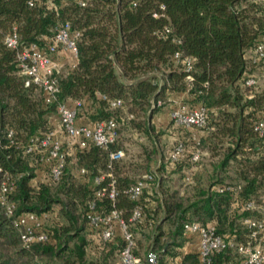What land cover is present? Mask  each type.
<instances>
[{"label":"trees","instance_id":"16d2710c","mask_svg":"<svg viewBox=\"0 0 264 264\" xmlns=\"http://www.w3.org/2000/svg\"><path fill=\"white\" fill-rule=\"evenodd\" d=\"M66 21L80 37L76 62L55 72L57 101L80 100L79 113H86L91 122L123 118L121 125L128 123L143 132L152 143L139 167L143 174L151 172V161L160 153L152 118L169 103L170 93L187 84V72L173 60V53L195 59L189 93L212 114L199 143L212 156H220L214 169L217 177L209 184H196L190 195L162 187V181L160 195L150 186L144 190V211L147 194L156 202L155 217H145L146 225H154L147 249H160L155 252L156 264H164L169 248L180 245L177 239L187 221L214 223L219 234L243 241L248 229L242 219L261 214L239 208L248 200L261 204L264 190V145L251 127L256 117L264 116V88L247 98L242 87L245 53L264 33V0H0V186L8 175L16 177L11 193L14 215L7 216L0 205V264H117V259L109 260L122 245L117 236L112 241L101 239L104 259L86 258L90 229L99 234L90 227L87 213L88 200L94 198L92 179L101 173L112 174L116 195L95 199L96 209H116L132 233V227H145L129 221L136 203L127 191L139 177L138 167L121 158L108 168L110 152L122 149L118 138L108 148H74L55 183L49 180L50 163L42 159V152H24L32 138L52 129L56 103H45L41 89L25 84L16 51L7 48L3 38L15 26L20 47L47 42ZM164 27L171 29L167 35L162 34ZM110 99H121L124 107L111 109ZM228 167L234 183H224L221 176ZM158 170H166L165 164ZM110 180L106 176L103 185ZM222 184H233L237 191H217ZM54 205L59 206L63 222L45 227L47 242L24 245L15 217L28 212L42 215ZM167 223L168 233L163 229ZM136 244L141 264H150L138 252L141 243ZM241 260L234 247L212 254L209 262H202L198 252L182 258L184 264H241Z\"/></svg>","mask_w":264,"mask_h":264},{"label":"built area","instance_id":"2783aa9c","mask_svg":"<svg viewBox=\"0 0 264 264\" xmlns=\"http://www.w3.org/2000/svg\"><path fill=\"white\" fill-rule=\"evenodd\" d=\"M32 4V1L29 2ZM155 15V14H154ZM169 27H164L162 34L170 33ZM80 32L73 30L71 24L66 21L60 24L53 37L47 42H32L23 47L19 46V35L16 27L13 26L4 38L3 42L9 49L16 51V61L18 71L25 78V84H33L41 89L45 103H56V117L58 121L59 134L53 128L42 136L31 139L29 145L25 147V153L33 154L42 152L41 156L45 162L50 163L48 177L52 182H57L64 170L66 156L72 155L74 148L85 149L90 145L108 148L119 136L121 120L115 117L98 119L93 122L78 123V113L82 107L80 100L57 101L58 79L55 72L59 69L56 56L61 50L71 51L76 57L77 40ZM176 63H181L187 72L186 90L192 87L191 72L194 70V57L183 56L180 51H175L172 56ZM247 61L246 71L242 77V87L245 89L247 98L253 97L258 91V79L253 69H257L264 76V33L256 40L254 45L245 53ZM111 109L123 108L124 102L121 99L108 100ZM156 105H160L157 102ZM132 117V115H128ZM171 121L174 125L183 128H204L209 119V110L202 104L179 105L170 112ZM251 127L256 136L260 139V145H264V116H258L251 122ZM11 132H9V135ZM192 142L188 146L186 141L178 139L172 146L165 158V168L168 170L175 165L186 161L190 164V171H195L197 163L201 159L199 149V138H190ZM111 168L113 161L123 158L124 151L118 149L109 154ZM194 165V166H193ZM80 174L85 173V169L80 168ZM191 174V173H190ZM106 176L111 177L107 185H103ZM154 179L151 173L139 176L128 189L130 198L136 205L132 211L129 221L133 224L145 226V215L142 204L144 190L149 187V182ZM186 179L190 181V177ZM16 177L8 175L0 186V205L7 216H13L16 204L11 199V193L15 189ZM93 199L88 200L87 217L92 229L99 232L103 241H112L116 237V230L119 229L122 245L118 252V264H141L142 259L136 253L137 244L133 233L129 229V224L120 216L119 211L111 209L108 212H100L96 209L95 199L104 196L114 199L116 190L111 173H101L92 179ZM219 192H234L237 188L233 184H222L216 187ZM234 205L239 204V199L234 196ZM261 204H256L254 200L242 203L239 212L242 210H257L261 216H246L242 223L247 227L248 233L243 241H236L235 238L219 234L214 223L201 224L197 221H187L183 224V232L187 235H196L199 239L198 255L202 262H209L212 254L219 252L227 247H234L241 256V264H264V248L261 245V237L264 232V190L260 196ZM42 215L34 213H22L15 217L14 224L19 229L20 239L24 245L35 242L45 243L49 240V233L46 231ZM150 264L157 263L156 253L150 251L146 256Z\"/></svg>","mask_w":264,"mask_h":264},{"label":"rangeland","instance_id":"374dc122","mask_svg":"<svg viewBox=\"0 0 264 264\" xmlns=\"http://www.w3.org/2000/svg\"><path fill=\"white\" fill-rule=\"evenodd\" d=\"M62 69V68H61ZM253 73L256 74L258 79V91H261V89L264 88V76L260 71L257 69H253ZM185 105H190L192 101H185ZM167 106V105H165ZM164 106V107H165ZM212 115V114H211ZM211 115L209 116V119L211 118ZM159 116H155L152 118V124L155 127V133L154 136L156 138V145L160 151V153L154 157L151 161L150 169L151 174L154 175V179L149 182L150 188H154L157 184V181H162V187H168L170 190L177 189L180 192L183 191V194L190 195L193 192V188L196 184L200 183L202 185L209 184V181H213L217 177V172L215 173V165L220 160L219 155L212 156L210 152L207 151V149L200 145L199 143V149L201 150V159L199 163L195 164V171H190V164H187L185 166H182V164L175 165L172 168H169L168 170H163L162 172L158 170V167L162 164H166L165 158L168 155V152L171 150L172 146L176 142V140L181 139L179 138V135L184 136L183 139L186 141V144L191 145L190 138H187L188 132H186L185 128L175 126V128L170 127V123H162ZM195 132H197L199 135L202 136V134H205V129L201 128H193ZM201 138V137H197ZM119 144L122 146V149L124 151L123 160H126L128 162H131L135 164L138 168L136 169L137 176H141L143 173V165L144 161L142 159L145 157V154L147 153V150L152 147V143L150 140L144 135L143 132H139L136 129L132 128L128 123H125L120 126L119 129V136H118ZM142 165L141 168H139ZM194 166V165H193ZM170 170V171H169ZM191 173V174H190ZM190 177V181L186 179V177ZM221 176L224 178V183H234V173L231 170V168H226L221 173ZM160 191V188H159ZM161 193V192H160ZM150 195V194H149ZM148 194L145 196L146 199H144V203L146 205V210L144 211V215L146 219L149 217V219H152L151 217H155V213L153 210L155 209V199L152 196H149ZM148 196V197H147ZM160 216H157L155 220H159ZM42 222L44 227H53L54 225H58L63 222V218L60 216L59 206L54 205L48 213H46V216H42ZM150 224V222H148ZM145 225V227L142 228H133V234L135 236V239L137 242L141 243V246L138 244V252L142 257L147 256V254L150 252V250L147 249L148 245L151 243L152 239V231L153 226ZM170 228V226L167 224H164V230L167 231ZM88 240L89 243L86 247V258L87 259H95L98 257V259L102 260L104 259V253L103 248L105 246L104 242L101 240L99 234L96 231H92L90 229V232L88 233ZM119 237V236H117ZM116 237V238H117ZM121 237H119L120 239ZM180 239V238H179ZM170 243L172 239L168 234H166V241H169ZM72 245V243H70ZM108 245V244H107ZM261 245L264 248V242L261 241ZM160 250V249H159ZM158 248L155 249V252H159ZM170 252L169 254L164 256V263H168V261L171 264H174V255H176L177 250H174L173 247L169 248ZM118 260V254L116 257H111L109 260L111 262H114L115 260ZM172 259V260H170Z\"/></svg>","mask_w":264,"mask_h":264},{"label":"crops","instance_id":"0c3cea01","mask_svg":"<svg viewBox=\"0 0 264 264\" xmlns=\"http://www.w3.org/2000/svg\"><path fill=\"white\" fill-rule=\"evenodd\" d=\"M56 61H57L58 68L61 69V68L66 67V66H72L76 62V57L72 54L71 51L61 50L58 53V55L56 56ZM168 99H169V103L167 104V106H165L161 111L156 113L153 117L158 115L162 123L168 124L171 122L170 127L175 128V126L172 124V121L170 118L171 110L176 108L179 105H185L186 104L185 101H192L190 103V105L191 104L195 105L197 103L193 100V96L186 89H184L180 92L170 93ZM77 121H78V123H86V122H90V119L86 113L80 112L79 116L77 118ZM51 123H52L53 128L59 134L58 121H57V117L55 115L51 118ZM185 130H186V132H188V135H187L188 139L193 138V137H195V138L201 137V135H199L197 132H195V130H193V128H185ZM202 136H203V134H202ZM179 138L184 139L185 137L182 135H179ZM185 165H187L186 161H184L182 163V166H185ZM159 182L160 181H157L156 186L152 189V192H154L158 195H160ZM182 192L183 191H181L180 193H182ZM149 226H152L151 223L149 224ZM163 229H164V226H163ZM168 231H169V229L165 232L168 233ZM116 236L120 237L119 229L116 230ZM179 238L177 239V242H179L180 245L172 246L174 248V250H177L176 255L173 256L174 257V262H173L174 264H184L182 261L183 256L187 253H197L198 249H199V239L196 235H187L182 230V235ZM261 241L264 242V232H263V235L261 237ZM170 260H172V259H170ZM164 264H171V263L169 261H168V263H166V261H165ZM185 264H189V263H185Z\"/></svg>","mask_w":264,"mask_h":264}]
</instances>
